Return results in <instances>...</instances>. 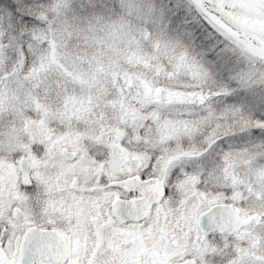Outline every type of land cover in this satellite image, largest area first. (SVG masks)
I'll return each instance as SVG.
<instances>
[{
  "label": "snow or ice",
  "instance_id": "snow-or-ice-1",
  "mask_svg": "<svg viewBox=\"0 0 264 264\" xmlns=\"http://www.w3.org/2000/svg\"><path fill=\"white\" fill-rule=\"evenodd\" d=\"M0 264H264V0H0Z\"/></svg>",
  "mask_w": 264,
  "mask_h": 264
}]
</instances>
